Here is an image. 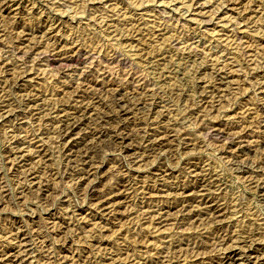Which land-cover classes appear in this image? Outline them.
Segmentation results:
<instances>
[{
	"label": "rangeland",
	"instance_id": "rangeland-1",
	"mask_svg": "<svg viewBox=\"0 0 264 264\" xmlns=\"http://www.w3.org/2000/svg\"><path fill=\"white\" fill-rule=\"evenodd\" d=\"M0 264H264V0H0Z\"/></svg>",
	"mask_w": 264,
	"mask_h": 264
},
{
	"label": "bare ground",
	"instance_id": "bare-ground-1",
	"mask_svg": "<svg viewBox=\"0 0 264 264\" xmlns=\"http://www.w3.org/2000/svg\"><path fill=\"white\" fill-rule=\"evenodd\" d=\"M120 113V112H119ZM262 148V147H261ZM261 187V186H260ZM250 225V224H249ZM7 250V249H6Z\"/></svg>",
	"mask_w": 264,
	"mask_h": 264
}]
</instances>
